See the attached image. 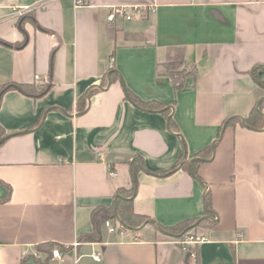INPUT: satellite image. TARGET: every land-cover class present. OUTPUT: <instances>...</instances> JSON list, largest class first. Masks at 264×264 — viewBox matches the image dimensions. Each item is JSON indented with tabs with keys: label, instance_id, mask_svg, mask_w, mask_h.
Wrapping results in <instances>:
<instances>
[{
	"label": "crops",
	"instance_id": "obj_1",
	"mask_svg": "<svg viewBox=\"0 0 264 264\" xmlns=\"http://www.w3.org/2000/svg\"><path fill=\"white\" fill-rule=\"evenodd\" d=\"M116 6L156 11L110 22ZM169 63L187 73L179 91ZM12 85L0 264L45 260L50 243L63 258L47 264H264V0H0V92ZM135 187L146 220L114 216L119 232L93 240V211L115 213ZM205 216L182 240L158 229Z\"/></svg>",
	"mask_w": 264,
	"mask_h": 264
},
{
	"label": "trees",
	"instance_id": "obj_2",
	"mask_svg": "<svg viewBox=\"0 0 264 264\" xmlns=\"http://www.w3.org/2000/svg\"><path fill=\"white\" fill-rule=\"evenodd\" d=\"M165 67L167 69L168 75H170V77L172 78L174 89L176 91H179L182 88H184L186 86L185 78L187 74L185 70H181L180 65H178L177 63H169V64H166ZM14 87L15 86L12 85V86H5L1 88L0 105L2 102V97L5 94V92H7L8 90ZM16 88H18L20 91L24 93H29V91H27L25 86L20 85V86H16ZM130 97L137 104L138 107L144 108V109L150 107L148 106L147 103L139 101L132 93H130ZM151 108L159 109L160 106L158 105L151 106ZM254 118H258L259 120H262V117L259 111L255 108L253 109L250 117L247 119L246 121L247 124L250 126H255L257 123L253 120ZM238 121H239L238 118L231 119L229 120L227 125L234 124ZM262 123L264 124V122ZM4 137H5V134L2 132V129L0 128V141ZM199 163H200L199 161H196L191 165V171L194 174V176H197V166L199 165ZM186 164H187L186 162H182L180 160L177 163V165L172 169V171L176 170L177 168H184L186 167ZM134 174H135V170H134ZM206 206L208 209L207 210L208 215H211L212 211L209 210L211 208V203H210L209 198L206 199ZM117 214L121 218L123 223L129 227L139 226L146 220L144 217L135 214L133 210V203L131 200H128V199H118ZM114 216H116L115 213H113L112 209H108V208H98L93 211L92 213V222L94 225V232L92 234L93 240H98L102 226L105 225V223L108 222L110 219L114 218ZM194 222H195L194 220L192 221L188 220L176 226L167 227L163 229L167 232V236L182 240L187 235L191 234L192 231L197 229V228L191 229V230L188 229V227L191 226ZM54 246H55L54 244L50 243V244L39 247L38 251L47 255L45 260L41 258L40 259L35 258L34 256H28L27 258L24 259L23 264H27L29 260H33L35 264H47L49 257L50 256L52 257V251L54 249Z\"/></svg>",
	"mask_w": 264,
	"mask_h": 264
},
{
	"label": "built area",
	"instance_id": "obj_3",
	"mask_svg": "<svg viewBox=\"0 0 264 264\" xmlns=\"http://www.w3.org/2000/svg\"><path fill=\"white\" fill-rule=\"evenodd\" d=\"M83 4V0H76V5H82ZM156 11L155 7L153 6H136V7H125V6H116L112 8V11L110 13V15L108 16V21L110 22H115V20L117 19V17H121L126 21H137V20H143L144 18H146L148 13H154ZM114 58L111 60V64L114 63ZM100 156L102 155V153L100 152L99 154ZM113 176H116V173H112ZM105 226L109 229L110 233H118L119 229L113 225L110 221L105 223ZM192 241L196 240V241H203L205 240V238H201V237H196V239H193L194 237H191ZM35 258L40 259V255L39 254H34L33 255ZM91 257L97 261L100 262L102 260V254L101 253H94L91 255ZM27 258V257H26ZM52 258L53 259H58L61 260L63 258V253L59 248H54L52 251ZM27 264H35L33 260H29L27 262Z\"/></svg>",
	"mask_w": 264,
	"mask_h": 264
},
{
	"label": "water",
	"instance_id": "obj_4",
	"mask_svg": "<svg viewBox=\"0 0 264 264\" xmlns=\"http://www.w3.org/2000/svg\"><path fill=\"white\" fill-rule=\"evenodd\" d=\"M242 123H243V125L247 126L246 122H245L243 119H242ZM6 138H7V137H6ZM6 138L2 139V140L0 141V144H2V143L6 140ZM215 144H216V143H214V144L212 145V149H213V151H214ZM189 170H190V172L192 173L191 168H189ZM136 193H137V188L135 187L134 195H133L132 198H130V200L133 199V198L136 196ZM118 198H119V197H118ZM120 198H121V197H120ZM115 214H116V218L118 219V222L120 223V225L126 227V228L129 229V230H138V228H132V227L126 226V225L123 223V221L121 220V218H120V217L118 216V214H117V201H116V204H115ZM211 219H212V218L209 217V216L202 217L201 219H199V220H198V221H197V222L191 227V229H193V228L199 226L203 221H205V220H211ZM149 222H150V221H147L144 225L148 224ZM151 222H152V221H151ZM158 229H159L163 234H167V232H166L162 227H160L159 225H158ZM189 257H190V254L187 256V258H189Z\"/></svg>",
	"mask_w": 264,
	"mask_h": 264
},
{
	"label": "rangeland",
	"instance_id": "obj_5",
	"mask_svg": "<svg viewBox=\"0 0 264 264\" xmlns=\"http://www.w3.org/2000/svg\"><path fill=\"white\" fill-rule=\"evenodd\" d=\"M197 221H195L191 226L188 227V229H191V227L196 223ZM188 225V224H187ZM196 228V227H195ZM194 229V228H193Z\"/></svg>",
	"mask_w": 264,
	"mask_h": 264
}]
</instances>
